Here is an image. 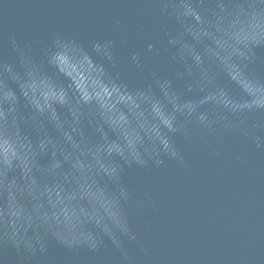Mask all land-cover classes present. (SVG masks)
Wrapping results in <instances>:
<instances>
[{
  "label": "water",
  "instance_id": "water-1",
  "mask_svg": "<svg viewBox=\"0 0 264 264\" xmlns=\"http://www.w3.org/2000/svg\"><path fill=\"white\" fill-rule=\"evenodd\" d=\"M0 264H264V0H0Z\"/></svg>",
  "mask_w": 264,
  "mask_h": 264
}]
</instances>
